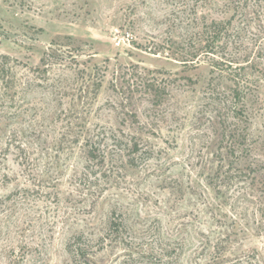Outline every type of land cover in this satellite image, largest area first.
I'll list each match as a JSON object with an SVG mask.
<instances>
[{"label":"rangeland","instance_id":"rangeland-1","mask_svg":"<svg viewBox=\"0 0 264 264\" xmlns=\"http://www.w3.org/2000/svg\"><path fill=\"white\" fill-rule=\"evenodd\" d=\"M0 264H264V0H0Z\"/></svg>","mask_w":264,"mask_h":264},{"label":"trees","instance_id":"trees-1","mask_svg":"<svg viewBox=\"0 0 264 264\" xmlns=\"http://www.w3.org/2000/svg\"><path fill=\"white\" fill-rule=\"evenodd\" d=\"M227 24H229V22H227ZM226 24H224V22H217V23H212L211 27L208 28V30H206L203 33V37L201 40V43H203V48L205 49V53L206 56H209L211 59V67L213 69H217V70H221L218 69L219 65L221 64H225V63H221L217 57V51L215 50V48H218L219 45L223 44L224 41V34L226 33ZM248 57H246V60ZM248 62V61H247ZM252 63V62H250ZM249 63V64H250ZM228 65L226 66L227 69H231ZM252 66V65H251ZM249 66V67H251ZM241 70V69H239ZM244 70V67L242 68V71ZM221 72V71H220ZM219 74L222 76V73ZM232 74V84H233V88L230 89V95H229V100H225L223 103L224 107H227V109H233V111H235L236 115L242 116L243 115V111L245 110V100L247 98V93H246V86L248 84V80H242L240 78V74L235 75L233 73V71H231ZM152 88V86L150 87ZM154 90V89H153ZM159 91L157 89L154 90V98L155 100H159ZM158 103V101H155ZM224 133H226V137L229 139L230 141V147L233 150H238V148H241L240 150L246 154H249L251 152V148L250 146L247 144L248 142V135L247 133H244V130H241L238 124H230V125H224ZM225 137V136H224ZM127 146V145H126ZM128 160L127 163L130 166H134L135 165V161L134 158L132 157V155L136 154L139 150H138V144L135 141L134 138H132V142L129 146L128 149ZM88 156L89 158H91V160L97 159L98 156L95 153L94 148L90 145V148L88 150ZM104 162V154L101 156V158H99V160L97 161L98 164H102Z\"/></svg>","mask_w":264,"mask_h":264}]
</instances>
